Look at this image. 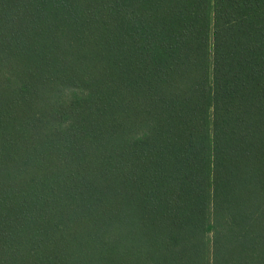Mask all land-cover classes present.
I'll return each mask as SVG.
<instances>
[{
	"label": "trees",
	"instance_id": "trees-1",
	"mask_svg": "<svg viewBox=\"0 0 264 264\" xmlns=\"http://www.w3.org/2000/svg\"><path fill=\"white\" fill-rule=\"evenodd\" d=\"M0 264H264V0H0Z\"/></svg>",
	"mask_w": 264,
	"mask_h": 264
}]
</instances>
